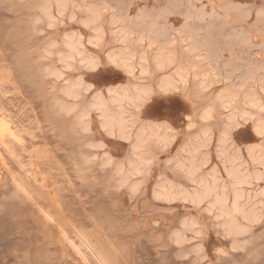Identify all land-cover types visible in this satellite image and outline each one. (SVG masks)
Segmentation results:
<instances>
[{
  "label": "rangeland",
  "instance_id": "rangeland-1",
  "mask_svg": "<svg viewBox=\"0 0 264 264\" xmlns=\"http://www.w3.org/2000/svg\"><path fill=\"white\" fill-rule=\"evenodd\" d=\"M62 1L0 0V264H264V0Z\"/></svg>",
  "mask_w": 264,
  "mask_h": 264
},
{
  "label": "bare ground",
  "instance_id": "bare-ground-1",
  "mask_svg": "<svg viewBox=\"0 0 264 264\" xmlns=\"http://www.w3.org/2000/svg\"><path fill=\"white\" fill-rule=\"evenodd\" d=\"M59 1V0H58ZM62 1V0H61ZM63 2V1H62ZM65 2V1H64ZM58 3H59V5H58ZM57 3V6H58V8H59V6H60V2H58ZM60 9H63L64 10V4H61V6H60ZM61 11V10H60ZM62 12V11H61ZM91 13V12H90ZM96 13V12H95ZM93 13V11H92V13H91V19H94V18H96L99 14L98 13ZM75 43V42H74ZM71 44V45H69L70 47H71V49H72V51H73V53L75 54V55H79V51L77 50V48H76V46H78V44L75 46V44ZM115 58V56H112V59H114ZM172 60H171V58H169V57H167V56H162V57H160V58H158V64L159 65H162V64H164V63H166V62H171ZM177 76L179 77V78H181L182 79V72L181 71H179L178 73H177ZM173 85V81H170V80H165V81H163V88H170V87H173L172 86ZM72 88H69L67 91H66V93H68V94H72ZM138 96V95H137ZM232 96V95H231ZM233 97V96H232ZM228 98V97H227ZM234 98V97H233ZM134 99V97L132 96V94L130 93V92H128V91H124L122 94H117L115 97H114V102L115 103H117L118 105H121V103L124 101V100H129V101H131V100H133ZM220 99V98H219ZM223 98L221 97V100H222ZM224 99H226V97L224 98ZM229 99V98H228ZM224 100L223 101V103H225V104H227L228 102H230L229 100ZM232 102V101H231ZM252 101H250V103H251ZM259 102V101H258ZM253 104V103H252ZM256 104H257V101H256ZM258 105V104H257ZM94 106L95 107H97V109H99V110H102L103 111V113H104V115H103V126L104 127H109V129L110 128H113L114 126H116L120 131H121V133L123 134L124 132L123 131H125V129H126V126H125V124H124V120H123V118L121 117V114H117V115H115V114H113L112 112H111V110H110V108L106 105V104H104L102 101H96V103H94ZM13 124V123H12ZM11 124V122L8 120V119H6V117L4 116V115H2V114H0V156H3L2 155V153L3 154H7V155H9L10 157H12L14 160H15V162H17L18 164H19V162L17 161V159L18 158H16V156L14 155V153H13V150L12 149H10V147L8 146V144H10V142L9 141H14V142H19V139H18V136H17V134H16V131H15V128H14V126ZM61 126H63L62 124H61ZM64 127V126H63ZM9 142V143H8ZM6 155V156H7ZM5 157V156H4ZM3 157V158H4ZM1 160V159H0ZM5 160V159H4ZM3 161V160H2ZM3 164V163H2ZM5 164V163H4ZM4 164H3V166H4ZM6 167H7V165H5ZM2 169V168H1ZM0 169V170H1ZM8 171V170H7ZM4 172V171H3ZM30 176V175H29ZM31 177V176H30ZM22 186V185H21ZM169 191V190H168ZM166 192V191H165ZM164 192V193H165ZM170 192V191H169ZM169 192H166L165 194H169ZM163 193V194H164ZM207 194V193H210V189H209V187L207 188L206 187V189H205V191L203 192V193H200V194H198V197H200L201 195H204V194ZM162 194V195H163ZM165 194H164V196H165ZM168 196V195H167ZM170 196H172L171 194L169 195V198H170ZM167 198V197H166ZM45 212V211H44ZM48 219H50V217L48 218ZM51 219H53V218H51ZM51 222V221H50ZM53 222V221H52ZM75 227V226H74ZM61 228V227H60ZM238 229V228H237ZM60 231V230H59ZM66 232V231H65ZM73 232H76V231H73ZM81 232V231H80ZM97 232V231H96ZM70 233V232H69ZM77 233V232H76ZM81 233H83V232H81ZM74 234V233H73ZM100 234V233H99ZM64 235H66V234H64ZM84 235V234H83ZM85 235H86V233H85ZM89 235V234H88ZM68 236V235H67ZM93 236V235H92ZM91 236V237H92ZM89 237V236H88ZM69 238V237H68ZM71 238V237H70ZM70 238L69 239H67L68 240V242H70V246L71 247H74L75 249V251H77L76 253L77 254H79V255H81V256H83L85 253L87 254V253H90V254H92L93 255V257L95 258V260L97 261L96 263L97 264H113L111 261L113 260L112 258V260H110L108 257L110 256V254H107L108 256H105V255H103V251H104V248H103V251L101 252L102 254H100V253H98V252H96V248L93 246V244H92V246L95 248H93L92 246H91V242L93 241L94 242V240H91V242H89L87 239L88 238H84V236H82V235H79V234H77V236H76V238H78V242H79V245H76V243L77 242H73V241H69L70 240ZM90 238V237H89ZM66 239V238H65ZM71 240H72V238H71ZM76 239H74V241H75ZM107 240V239H106ZM100 241V240H99ZM98 241V242H99ZM92 242V243H93ZM100 243V242H99ZM103 244V243H102ZM101 246V245H100ZM104 246H106V244H104ZM97 247H99V246H97ZM100 248V247H99ZM99 248H97V249H99ZM107 248V247H106ZM87 251V252H84V254H82L81 253V251ZM105 253V252H104ZM84 255L82 258H86L88 255ZM106 254V253H105ZM91 255V256H92ZM86 256V257H85ZM111 256H113L112 254H111ZM93 258V259H94ZM115 259H116V257H115ZM113 261H115V260H113ZM116 263H118V261L116 260ZM115 264V263H114Z\"/></svg>",
  "mask_w": 264,
  "mask_h": 264
}]
</instances>
